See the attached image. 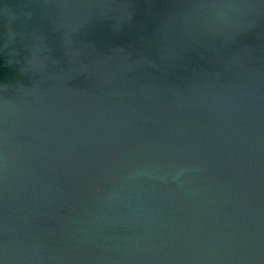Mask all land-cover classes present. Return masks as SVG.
Masks as SVG:
<instances>
[{"label":"water","instance_id":"obj_1","mask_svg":"<svg viewBox=\"0 0 264 264\" xmlns=\"http://www.w3.org/2000/svg\"><path fill=\"white\" fill-rule=\"evenodd\" d=\"M0 264H264V0H0Z\"/></svg>","mask_w":264,"mask_h":264}]
</instances>
